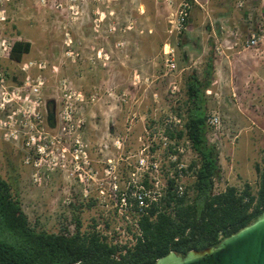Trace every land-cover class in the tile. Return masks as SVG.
Wrapping results in <instances>:
<instances>
[{"label":"rangeland","instance_id":"1","mask_svg":"<svg viewBox=\"0 0 264 264\" xmlns=\"http://www.w3.org/2000/svg\"><path fill=\"white\" fill-rule=\"evenodd\" d=\"M182 2L0 0V103L6 89L23 84L25 64L30 79L43 77L44 101L60 94V80L67 79L85 98L79 114L87 121L82 138L88 151L93 153L95 145L114 155L115 139L125 136L127 153L148 142L146 129L155 122L174 116L181 106L185 112L186 81L193 72L203 78L213 51L218 61L231 64L225 81L221 72L205 94L207 115L218 114L221 120L219 132H209L220 153L217 189L242 188L249 182L256 192L260 180L256 166H263L264 156V33L254 48L246 49L243 43L264 23V0H193L190 22L178 32ZM17 39L32 44L22 62L11 59L8 48ZM166 44L174 49L172 70L165 64ZM122 55L120 64L117 56ZM23 94L33 98L29 86ZM4 120L0 118V172L15 184L38 229H61L71 220L75 202L84 204V228L93 218L102 228L107 220L113 228L126 225L113 212L89 207L97 192L86 193L85 185L69 172L57 170L36 181L34 157L5 140ZM47 125L45 130L53 132Z\"/></svg>","mask_w":264,"mask_h":264},{"label":"trees","instance_id":"2","mask_svg":"<svg viewBox=\"0 0 264 264\" xmlns=\"http://www.w3.org/2000/svg\"><path fill=\"white\" fill-rule=\"evenodd\" d=\"M189 22L188 18L187 25ZM31 47L27 40H15L11 59L22 61ZM211 56L205 76L200 78L193 72L186 81L184 129L172 133L168 130L171 137L177 133L178 140L186 135L197 154L192 161L193 165H199L190 187L192 191L179 196L172 190L171 182L162 210L153 207L140 214L141 235L135 234L130 246L105 236L97 229L100 222L96 218L84 228L83 203L72 204L71 220L58 231L38 229L25 212L15 184L0 172V264H156L158 258L171 251L186 255L193 249L218 245L254 222L264 211V156L263 166H256L260 173L256 192L249 182L242 188L226 185L218 190L216 186L222 177L220 153L208 137L211 128L205 105L213 73V52ZM51 105L49 123L54 126ZM182 107L177 109L180 115L184 111ZM93 205L90 203L89 207ZM105 226L109 228L111 222L105 221Z\"/></svg>","mask_w":264,"mask_h":264},{"label":"built area","instance_id":"3","mask_svg":"<svg viewBox=\"0 0 264 264\" xmlns=\"http://www.w3.org/2000/svg\"><path fill=\"white\" fill-rule=\"evenodd\" d=\"M192 2L193 0L182 2L176 18L178 32L187 28L186 21L190 16ZM262 32L264 33V23L257 32H251L243 47L250 49L258 46ZM12 45V42L8 43L10 51ZM164 53L167 56L166 66L170 70L175 69L174 49L166 44ZM35 63L30 62L31 65ZM28 68L27 64L22 67L27 74L23 84L13 91L5 88L0 103V111L8 112V117L4 118L5 140L16 142L20 150L28 153V157H34L35 170L32 175L36 177V181L41 176L48 178L52 172L58 170L63 174L69 172L70 177L79 179L85 185L86 193L96 191V198H92L93 204L107 212H113L116 217L119 216L126 222L125 226L113 228L112 221L108 220L111 222L109 228H102L98 224L97 229L110 240L129 243L131 246L135 234L141 235L138 223L140 214L153 207L162 210V202L171 182L172 190L179 196L192 191L190 187L199 169V165H193L192 161L197 158V154L186 135L180 140L177 133L176 137L170 135L172 131L184 129L187 114L183 112L180 115V112H175L174 116L164 118L161 123L155 122L153 127L146 129L148 142H144L138 150L126 153L128 138L118 136L113 143L116 148L114 155H108L102 147L95 145L94 152L90 153L88 144L82 138L87 124L86 118L79 114L85 101L82 92L70 86L68 80L64 79L60 80V94L57 93L52 100L44 101L43 77L38 75L36 79H30ZM2 86L6 87L3 84ZM28 86L33 95L32 99L29 94L23 98V90H27ZM50 105L55 114L54 126L49 123ZM45 123L53 132L45 130ZM207 124L213 133L219 132L220 116L215 113L208 114ZM104 148L108 146L104 145ZM217 184L218 181L216 186Z\"/></svg>","mask_w":264,"mask_h":264},{"label":"water","instance_id":"4","mask_svg":"<svg viewBox=\"0 0 264 264\" xmlns=\"http://www.w3.org/2000/svg\"><path fill=\"white\" fill-rule=\"evenodd\" d=\"M156 264H264V211L218 245L193 249L186 255L171 251L158 258Z\"/></svg>","mask_w":264,"mask_h":264},{"label":"crops","instance_id":"5","mask_svg":"<svg viewBox=\"0 0 264 264\" xmlns=\"http://www.w3.org/2000/svg\"><path fill=\"white\" fill-rule=\"evenodd\" d=\"M212 41L213 40H211L210 42H211V44H213L212 43ZM101 49V48H100ZM213 52V51H212ZM212 52H211V55H212ZM210 55V57L207 59V62H206V68L204 69V71L206 72V70H207V68H208V63L209 62H211V60H212V56ZM118 57V59H117V61H118V63H120V64H122V63H124V58H123V55L121 56V57H119V56H117ZM212 64H213V73H212V75H211V85L209 86V88L207 89V91H209V89H210V87L211 86H213L214 85V83L215 82H218L219 80H220V73L222 72V74H223V77L222 78H224V81H225V79L227 78L226 76L228 75V73H227V71H228V69H229V67H230V65L231 64H229L226 60H217L216 58H215V56L213 57V62H212ZM184 69H186V68H184ZM204 76H205V74H204ZM203 76V77H204ZM222 84V82L220 83V85ZM206 91V92H207ZM236 94V91L234 90L233 91V95H235Z\"/></svg>","mask_w":264,"mask_h":264},{"label":"flooded vegetation","instance_id":"6","mask_svg":"<svg viewBox=\"0 0 264 264\" xmlns=\"http://www.w3.org/2000/svg\"><path fill=\"white\" fill-rule=\"evenodd\" d=\"M20 40V39H19ZM14 43V42H13ZM23 61V60H22ZM20 61V62H22ZM18 62V61H17ZM8 117V112L7 113H4V112H1L0 111V118H7Z\"/></svg>","mask_w":264,"mask_h":264}]
</instances>
